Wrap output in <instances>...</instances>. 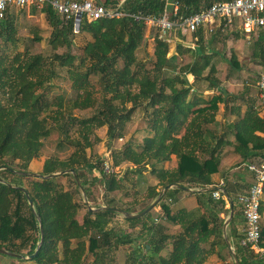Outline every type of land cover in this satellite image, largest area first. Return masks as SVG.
<instances>
[{"label": "trees", "instance_id": "16d2710c", "mask_svg": "<svg viewBox=\"0 0 264 264\" xmlns=\"http://www.w3.org/2000/svg\"><path fill=\"white\" fill-rule=\"evenodd\" d=\"M100 1L108 8L119 7L126 14L94 21L85 19L80 31L75 32L72 21H63L51 6L42 10L36 7L32 9L46 14L53 28L49 42L55 49H69L76 36L80 33L89 34L91 39L83 46V55L77 56L66 50L46 57L27 49L12 56L0 54V167H5L0 169L3 179L0 181V247L23 257L0 253L1 256L31 261L33 264H104L107 253L131 242L127 234L109 226L120 214L117 211H90L87 208L82 221L79 220L83 204L77 194L81 187L73 173L52 178L22 173H31V162L42 155L45 141L52 132L51 120L75 149L65 158L58 155L48 157L41 173L47 175L74 168L91 199L87 182L81 173L85 167L94 171V183L98 181L103 185L105 195L125 189V183L117 172L107 173L101 166L103 160L95 164L86 157L85 149L100 139L97 129L107 126L108 137L112 140L120 135L122 125L132 119L138 108L144 111L146 135L142 144L125 143L114 150L112 165L116 167L130 163L127 173H141L150 169L160 182L148 189L143 200H134L130 207L118 206L110 198L104 203L93 205L94 208L108 206L129 213L141 212L160 196L162 188L168 184L200 189L216 186L212 175L219 170L222 159L220 140L215 142L214 136L210 140L206 133L208 125L216 121L219 103L227 100L229 92L221 88L209 100L195 92L196 88L204 91L206 87L203 84L208 88L221 86L220 80L214 77V65L204 73L211 62L204 30L199 29L192 35L195 48H192V43L185 41L181 33L169 32L162 36L157 31L153 40L154 58L150 68L145 60L138 57V50L146 38L147 25L133 14L160 15L167 9L170 0ZM172 1L179 3L178 16H189L223 0ZM14 18L8 12L0 20V36L6 33L11 43L15 42ZM216 34L221 32L217 31ZM34 39L40 41L42 38L37 36ZM255 45V56L264 60V29L260 30ZM172 47H175L173 53ZM186 53L192 54L194 60L179 65L178 58ZM56 63L76 73L72 108L83 110L97 104L92 116L81 118L65 112L62 96L55 100L47 97L56 75ZM232 63L233 66H240L234 56ZM189 72L195 76L192 83L187 76ZM93 75L98 76L102 85L99 92L91 82ZM53 106L59 107L60 112L53 113ZM74 126L78 127L82 140L69 139L68 133ZM234 128L239 141L237 150L246 159L253 156L252 152L264 150V137L257 134L258 131L264 132V119L257 115L253 107H249L245 115L235 121ZM63 143L60 141L59 145ZM173 155L178 158L177 168L169 170L160 167V164L171 160ZM63 176L72 180L74 188L60 182ZM24 180L28 181L27 185L23 184ZM22 188L27 189L34 200V206L30 205ZM225 188L234 202L233 207L227 209V199L222 197L214 201L213 191L198 190L196 194L199 200L207 194V201L220 207V211H233L231 226L234 223L237 198L232 195V189L236 187L225 184ZM176 190L184 188L177 187ZM164 197L165 194L160 197L159 203L165 215L175 219L170 208L163 202ZM225 219L211 211L196 219L180 220L183 231L177 235L178 245L170 252V259L159 262L152 260L153 264H205L215 249L220 252L226 249L231 261H227L224 256L225 264H235L223 231ZM175 220L178 221L177 217ZM126 221L132 226L148 222L150 228L155 223L151 211L142 217H126ZM42 230L44 240L38 249ZM239 236L242 234L230 233L228 238L235 246L241 264H264L252 250L240 245ZM262 237L264 245V226ZM147 244L152 246V241ZM145 248H135L132 264L137 261L139 264H147L149 258ZM36 251L33 257L27 258ZM89 254L94 255V259L89 260Z\"/></svg>", "mask_w": 264, "mask_h": 264}, {"label": "rangeland", "instance_id": "374dc122", "mask_svg": "<svg viewBox=\"0 0 264 264\" xmlns=\"http://www.w3.org/2000/svg\"><path fill=\"white\" fill-rule=\"evenodd\" d=\"M32 9L33 7L14 9L12 14L15 16V32L13 35L15 42H9L6 33L5 35L0 36V54L4 53L12 56L19 51L23 52L27 49L31 53H41L46 57H50L56 52L63 53L66 50H70L73 54L77 56L83 55V46L91 39L89 34L80 33L78 36L75 37L74 42L71 45V48L69 49L67 47H59L58 49H55L49 42L53 28L48 22L46 14L41 11H33ZM156 33L157 31L155 29L147 33L143 45L138 50L139 59L145 60L150 68L152 67L151 62L154 58V39L152 36H154ZM37 36H40L42 39L40 41L35 40L34 38ZM212 36L213 38H215V40H218L216 42L219 43V52L223 54H211L212 58H214L213 60L218 59L220 61L218 62L219 65H221V62H223V64L220 66L221 69L217 73V76L219 77L222 86L230 84L229 82L233 80L235 84L249 82L253 84L252 86L249 85L250 87L257 88V81L259 79L260 73L264 69V61L261 60L262 57L253 55L256 50V39L253 38V40L249 42V40L241 34L237 36V34L223 35L222 33H215ZM176 37L179 38L178 36ZM188 38L190 37L185 36V41H187ZM229 38L233 41L228 42ZM240 38L244 39V41H241L242 43L238 42V39ZM233 52H236L238 54L240 61L246 60L244 65L246 66L245 69L247 70V72L245 74L235 69L232 73L229 74L228 70L225 69V67L228 66L227 60L231 58ZM193 60L194 56L192 54L186 53L178 58L177 63L179 65H184L188 62H192ZM122 65L123 63L120 62V66ZM55 68L56 75L53 79V85L49 88L47 97L50 100H55L58 96H62L65 102V112H70L81 118H87L92 116L96 111L97 104L94 107L83 110L72 108L71 99L75 96L73 82L75 80L76 73L71 72L68 67L61 66L58 63H56ZM215 76L216 75L214 74V77ZM91 82L96 88V90L99 92L101 90L102 85L99 81L98 76L93 75L91 77ZM203 86H205V84H203ZM131 105L132 103L130 102L129 106ZM142 110L143 109L138 108L133 113L132 119L122 125L120 135H118L112 140H110L108 137L107 126L98 128L97 135L100 139L95 141L92 146H89L85 149L86 157L89 158L90 161L95 164H100L99 162L101 160H103L104 163L105 160H109L110 163H114V157L112 155L114 150L121 148L125 143L141 145L143 142V138L146 135V120L143 116L145 115L144 111ZM52 112L59 113L60 108L57 106H53ZM51 122L52 132L50 137L45 141V146L43 148L42 155L39 158H36V161H34L33 163L31 162L32 167L30 164V170L32 172L41 173L43 170L44 161L48 157L58 155L61 158H65L69 156L75 149L73 145L68 143V138L66 137V135L61 132L59 128L57 129V127L54 126L55 122L53 120H51ZM77 128V126H74L70 129L68 133L69 139L75 138L82 140V137ZM60 141L64 142L62 146L59 145ZM104 163L101 164L102 167H104ZM162 164H160V166ZM130 165V163L126 162L116 166V169L118 170L116 172L119 175V178L123 179L125 183V189L116 190L114 192L108 193L107 195H105L103 185L100 182L96 181V183H94V171L87 167L81 169L82 178L87 182V187L89 188L91 193V199H89V196L84 187L83 189H80V193L77 194V198L83 204V207L78 215L80 221H82L83 215L85 214L88 208L86 201H89L92 206H96L100 203L106 202V200L110 198H113L115 200L114 203H116L118 206L130 207L132 206L134 200H139V198L140 200H143L142 198L146 197L148 189L151 186H154L153 183L156 179V175L151 173L150 169L143 170V172L141 173H127V170ZM126 173L128 175H126ZM60 182L62 184H65L67 187L74 188L72 180L66 176L61 177ZM23 184L27 185L28 181L24 180ZM235 202H237V199H235ZM231 212L232 211H229L228 213L224 212L223 217L226 218L225 221L229 218ZM119 213L120 214L112 220L109 226L114 227L118 231L124 232V234H127L129 236L128 240H131L132 243L128 242L123 245V247H120V249H113L109 253H107L106 258L104 260V264H132L133 262L132 258L134 257L133 254L137 246L133 243L134 231L130 232L129 229H124V227L128 225V222L125 221V215L121 212ZM154 217H156V215H152V218ZM235 218L237 219V221H234L231 226L229 225L227 227V235L230 234V230L232 228H235V234L240 235L241 229L244 227V220L242 218V215H238V217L235 216ZM125 230H127V233ZM240 237L241 236H239V239ZM224 254L228 259L227 261H231V258L229 257L226 249H224ZM88 259H94V255L89 254ZM12 262L14 264H33L31 261H18L16 259L13 260L9 257L0 255V264H10ZM133 264H139V262L137 261ZM147 264H153V261L147 260ZM223 264H225V261L223 262Z\"/></svg>", "mask_w": 264, "mask_h": 264}, {"label": "crops", "instance_id": "0c3cea01", "mask_svg": "<svg viewBox=\"0 0 264 264\" xmlns=\"http://www.w3.org/2000/svg\"><path fill=\"white\" fill-rule=\"evenodd\" d=\"M174 6L175 3L172 0H170L168 2L167 10L171 13V11L174 10ZM14 9H12L10 13H12ZM153 29L155 28L147 26V33H149ZM204 32L206 34L207 54L211 58L210 65L205 69L204 73H207L210 70V66L214 65L216 67L215 77L219 79L217 73L221 69L220 66L223 64V62H221L220 63L221 65H219L218 62L220 61L218 59L213 60L214 58H212L211 54L212 53L217 55H223V54L219 52L220 49V47L218 46L219 43L216 42L218 40H215V38H213L212 36L213 34H210L205 30ZM259 32L260 31H258L255 34L249 35L243 33V31H241L236 26L235 28L229 29L227 32H222V34L223 35L237 34V36L241 34L250 42L253 40V38L257 40L259 36ZM187 36H189L190 38H188L187 40L188 42L187 41L186 42L192 43L191 44L192 48H195V45L193 44V37L191 35H187ZM152 37L154 39V36ZM242 40L244 41L243 38H240L238 39V42L242 43L241 42ZM231 41L233 40L229 38L228 42ZM174 49L175 47H172L171 53L174 52L173 51ZM253 55L255 56V54ZM233 56L236 57V60L240 63V66H233L232 63ZM227 61H228V66H226L225 69L228 70L229 74L232 73L234 69L239 70L241 73L244 74L247 72V70L245 69L246 66L244 65L246 60L240 61V58L236 52H233L231 58L228 59ZM187 76L191 83L194 82L195 76L193 75L192 72H189ZM229 83L230 84L225 86H222L221 84L220 88H208V86L205 85L206 88L204 91L198 90L197 88L196 91L195 90L194 91L198 92V95L205 100H209L214 95H217L220 92L221 88H223V90H225L226 92H229V95H227V100L219 103V110L216 114V121L208 125L209 127L206 136L210 140L212 139V136L216 137L215 142H217V140H220V151H221L222 159L219 166V170L212 175L214 184L219 187L223 186L224 188H225V184L235 185L236 188L232 189L233 190L232 195L238 196V194L245 192L253 183V174L248 170L247 164L250 162L259 161L260 159L264 158V150L252 152L253 156L248 157L246 159L240 153V151L237 150L239 141L236 139V129L234 128V123L235 121L241 119L242 116L245 115V112L249 107H253L257 115L264 119V109L260 106L259 97H258V93H259L258 87L257 88L250 87L253 84L249 82H242L235 84L233 80H231ZM257 134L264 137V132L258 131ZM34 161H36V159H34L32 163ZM32 163H31V167H32ZM177 166H178V158L176 155H173L171 160L165 162L160 167H164L169 170H174L175 168H177ZM159 182L160 180L156 175V179L153 185H156ZM159 188H161V186ZM176 188L177 186H172L164 193L165 197L163 202L170 208L171 213L174 215L175 219L177 217L178 221L175 219L168 218L165 215L162 205L159 202H157L156 205L151 210L152 215L154 216L156 215V217L152 218L155 222L154 226H151L150 228L148 222H145L146 224H144L143 222L136 226H132L128 222V225L124 227V229H129L130 232L134 231L133 243L137 245L136 247L143 249L146 246L145 253L148 252L149 260H158L159 262L160 260L170 259V252L175 246L178 245L177 235L183 231V227L180 223V220L196 219L201 217L203 214L211 211L218 213L220 217H223L224 215V212L220 211V207H216L214 206V204L209 203V201H207L208 199L207 194L205 196H202V199L199 200L196 191L198 190L203 191V188L202 189L191 188L192 190H188L184 188V190H180V191L176 190ZM163 189L164 187L162 188V190ZM220 191L223 193L222 190ZM224 196L227 199V204L225 206V208L227 209L231 206L225 194ZM218 200L219 199L214 198V201H218ZM262 203H263L262 204V216H263L262 223H263L264 195H263ZM235 205H236V212L238 213V214L235 213V216L238 217V215H242V218L244 220L241 210V205L238 202H235ZM125 221H126V216H125ZM234 221H237L235 217H234ZM244 226H245V221H244ZM243 228L241 229V233ZM125 231L127 233V230ZM230 233L232 235H235V228H232L230 230ZM160 239L161 241H158ZM148 241H152V246L150 244H147ZM219 252H220L219 249H215V252L209 257L208 261L205 264H223L224 262L223 257L224 256L226 257V255L224 254V249L220 253Z\"/></svg>", "mask_w": 264, "mask_h": 264}, {"label": "built area", "instance_id": "2783aa9c", "mask_svg": "<svg viewBox=\"0 0 264 264\" xmlns=\"http://www.w3.org/2000/svg\"><path fill=\"white\" fill-rule=\"evenodd\" d=\"M46 6H51L63 21H72L75 32L80 31L85 19L94 21L126 14L119 7H106L100 0H0V20L14 8L36 7L42 10ZM179 7V3L175 2L173 14L166 9L157 16L133 15L137 20H144L148 27L155 28L162 36L168 35L169 32L192 36L199 29L215 34L217 31L227 32L236 26L250 35L264 29V0L217 1L203 11L189 16H178ZM257 87L260 106L264 109V69L257 81ZM247 168L253 174V183L245 192L237 196L245 221L240 245L252 250L264 263L262 239L264 158L248 163ZM104 169L110 174L118 171L109 160H105ZM213 197L221 199L225 196L220 190H215Z\"/></svg>", "mask_w": 264, "mask_h": 264}, {"label": "water", "instance_id": "95a60500", "mask_svg": "<svg viewBox=\"0 0 264 264\" xmlns=\"http://www.w3.org/2000/svg\"><path fill=\"white\" fill-rule=\"evenodd\" d=\"M2 168H5V167H0V169ZM23 174H27V175H30V176H33V177H40V178H52V177H55V176H58V175H63L65 173H73L75 175V178L76 180L78 181L81 189H83V186H82V183L78 177V174L77 172L75 171L74 168H71V169H66V170H62V171H58V172H54V173H51V174H43V173H37V172H31V173H25V172H22ZM0 181H3V179L1 178L0 176ZM172 186H177V187H180V188H185V189H188V190H192L191 188H188L186 186H183V185H176L174 183H171V184H168L167 186L164 187V189L161 191L160 193V196L149 206L147 207L145 210L141 211V212H137V213H129V212H126V211H123L119 208H112V207H108V206H102L100 208H94L89 201H86L87 205H88V208L90 211H93V210H97V209H111V210H114V211H117V212H121L123 213L126 217L128 218H134V217H142L144 215H146L147 213H149L153 207L156 205L157 202H159L160 200V197ZM25 192H26V195H27V198L29 200V203L31 206H34V200L32 199V197L30 196V194L28 193L27 189L26 188H22ZM215 190H222L223 193L226 195V197L228 198V201L230 203V206L233 207V200L232 198L229 196L228 192L226 191V189L221 186H207L205 188H203V191H215ZM233 218V211L231 212L229 218L225 221L224 223V227H223V231H224V235L226 237V241H227V245H228V248L231 252V254L233 255L234 257V260H235V264H241L240 262V259L235 251V248L231 242V240L228 238V235H227V227L228 225L230 224L231 220ZM43 240H44V234H43V230H42V239L39 243V246H38V249L40 248L41 244L43 243ZM38 251V250H37ZM37 251L33 254V255H30L29 257L27 258H31L33 257ZM0 253H3V254H9V255H12V256H18V257H23V255H19V254H16V253H13V252H10L8 251L7 249H4V248H1L0 247Z\"/></svg>", "mask_w": 264, "mask_h": 264}]
</instances>
